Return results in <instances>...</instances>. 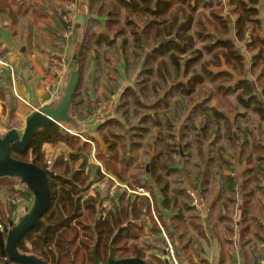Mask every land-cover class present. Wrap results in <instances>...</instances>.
<instances>
[{
    "label": "trees",
    "instance_id": "obj_1",
    "mask_svg": "<svg viewBox=\"0 0 264 264\" xmlns=\"http://www.w3.org/2000/svg\"><path fill=\"white\" fill-rule=\"evenodd\" d=\"M21 1L24 0H0V15L12 13V7ZM212 1L109 0V5H113L109 9L112 12L109 29L114 32L115 38L118 35L125 38V49L129 43L125 28H132L129 35L133 48L127 73L137 70L140 65L136 84L127 86L123 91L116 111L118 118L106 115L105 122L98 129L106 151L101 149L100 142L74 129L78 128V124L72 116H82L78 101L82 78L72 99L71 122L64 125L85 140L92 141L95 148L54 125L41 130L24 153L11 151L14 159L50 170V208L43 216L42 224L19 243L21 252L34 255L46 264H94L92 247L95 246L100 262L106 264L109 246L114 240L116 259L140 258L154 264L147 260V253H150L157 264H165L156 255L159 251V254H164L168 247L161 236V224L181 263L186 264L185 259L189 264H198L193 259L198 249L191 242L198 245V240L206 241L203 219L188 206L182 182L173 177L174 173L178 175L172 168L173 154L177 150L179 152L180 146L177 142L168 145L167 140L173 136L165 135L179 125L183 114L171 118L168 111L159 112L168 106V98L173 97L175 92L183 87L189 88L188 81H203V78L214 85L203 97L212 100L219 94L233 95L238 107L245 112L244 117L253 114L264 123V24L260 17V5L263 2L264 7V0H229L233 10L227 17L223 15L225 11L220 6L221 0ZM200 7L208 14H199ZM122 11H125V21H116L114 17L121 16ZM232 16L235 21L231 20ZM116 25L122 29L115 30ZM141 25L143 29L139 30ZM196 42L201 44L200 51L195 50ZM147 47H150L148 51ZM188 53H191V59L187 60L186 65H182L181 61L176 62ZM250 54L252 57L248 60ZM78 55L80 69L84 57L81 52ZM195 67L198 70L192 73ZM257 82H261L263 90L259 97L254 93ZM11 87L9 79L4 88L0 86V100L6 102L9 111L8 122L16 108ZM150 91L154 98H160L159 102H145L150 97ZM204 104L202 102L193 110L201 113V126L197 128L194 120L190 119V127L187 124L182 128H196L200 134L198 155L202 164H207L210 158L202 148L203 141L217 138L221 128L232 143L239 140H235L230 121L217 108L205 109ZM147 124L157 128L162 148L147 163L149 166L145 172H141L139 167L136 168L138 154L135 153L140 150L136 139L146 136L147 129L141 126ZM250 129H247L243 146H250ZM213 142L209 140L206 147L213 145ZM47 146L64 149L68 152V159H64L63 153L48 157ZM93 153L103 169L91 163ZM242 155L248 161L251 159L250 153ZM48 161H51L50 167ZM102 170L133 189H144L151 197L129 196L124 191L111 196L97 186L105 177ZM235 173L232 170L229 174L231 188L238 187ZM252 173L248 170L241 175L249 177ZM13 179L16 178L0 179V194L7 198L13 192L23 199L29 200L30 197L33 200L26 186L18 189L21 182L17 179L20 184L16 185ZM155 189L161 197L160 204ZM193 189L199 191L202 186ZM164 212H167L168 221L164 220ZM8 216H12V211L0 207L1 219L6 222ZM0 264H11L7 254L1 251Z\"/></svg>",
    "mask_w": 264,
    "mask_h": 264
},
{
    "label": "crops",
    "instance_id": "obj_2",
    "mask_svg": "<svg viewBox=\"0 0 264 264\" xmlns=\"http://www.w3.org/2000/svg\"><path fill=\"white\" fill-rule=\"evenodd\" d=\"M207 1L213 2L212 0ZM57 2L61 4L62 0ZM106 4H109V0H78V9L74 13L75 35L65 45L58 44L56 41L57 34L55 30L61 24L59 18L57 19L55 16L58 12L49 6V10H47L45 3H40L39 0L18 2L16 6L12 7V13L0 15V61H8L18 74L15 83L6 75L0 76V86L4 88L9 79L11 85L13 83L14 93L19 102V111L14 121L10 124H5L7 116L2 114L4 110H7V104L5 101L0 100V111L2 112V114L0 112L1 134L6 133L8 125H11L16 130L24 129L27 118L36 109L50 104L56 105L60 101L66 88V82L63 77L67 69L64 70L62 75L57 76L51 66L59 57H63V61L66 63L67 60H72L75 54L81 52L84 61L81 63V72L78 65L79 76L80 79L82 78V89L78 101L80 102L79 107H81L82 116H72V119L78 124V128L74 129L85 137H92L95 142H100L101 149L106 151V147L98 135V129L105 122L106 115L118 118L116 111L121 102V95L127 86H135L134 79L137 78L135 76H138L140 72L139 65L137 70L131 71V73H134L133 76L127 73L128 65L131 64L132 42L130 37H128L129 43L125 49L123 45L125 38L120 35L115 38L114 32H110L109 21L112 19V12H108ZM220 6L225 11L223 15L227 17L231 13L230 10L232 8L229 0H221ZM94 11H96V14L93 13ZM122 13H125V11H122ZM260 17L264 24L263 2L260 5ZM29 18L36 22L38 26L44 23H51L46 28L47 33L40 32V34L38 29L33 30L31 27H23L21 23H26V19ZM231 20L235 21V17L232 16ZM87 28L91 31L87 32ZM85 50L88 51V54L85 53ZM111 50L115 54L108 53ZM101 58L104 62H101ZM112 58H118L120 62ZM105 62L110 67L112 66V69L109 67L112 71L121 73L123 78L132 76L129 77L130 80L119 81L117 85L114 82V89H116L117 93L114 92L113 95H111L113 85L110 87L108 82L104 84L106 89L98 90L96 85L101 82V88H103L102 81H96L95 74L98 67L107 65ZM141 63L142 60L140 61ZM188 84V89L191 90H189L190 94L188 97H193L197 87L200 84H202L201 86L206 85L207 82L188 81ZM97 91H99V95H97ZM227 101L232 104V111L235 113L228 114L225 111L224 108H227V105H225ZM202 102L205 103V109L217 108L230 121L235 140L239 141L238 143H232L225 130L221 128L219 136L211 139L213 141L222 139L226 143L222 144L216 151V157H213V146H209L210 148L204 147L210 158L206 165L202 164L197 153L200 163L199 170L202 171V166L204 165V167L203 172L201 174L198 173L194 182L195 186L193 183L186 184L183 180H180L183 189L202 186L199 191L208 199L206 204L209 207V211L203 217L202 226L206 239L204 245L209 247V251L199 252L200 249H198L199 253L197 252L193 259L198 264L259 263L264 259V220L262 219L264 214V123L255 116L254 124L250 127L248 125L245 126L244 119L248 118L243 116L245 112L236 104L235 96H223L222 94L214 96L212 100L209 97L202 98V100L194 99L192 105L189 106L188 117L184 116V121H189L192 118L190 117L192 114L201 116L199 111L194 112L193 110ZM99 105L105 107L106 111L109 112L97 117L96 112ZM21 109L27 112L22 114L20 112ZM248 128H251L252 134L248 138L250 146L247 147L243 146V143L247 139L245 134H247ZM235 132L240 135L237 136ZM45 149L47 156L50 158L66 152L62 148L53 149L49 146ZM209 150L212 151L210 152ZM245 152L247 154L250 153L249 157L251 159L249 161L242 155ZM90 161L91 163L93 162L92 159ZM172 168H174V165ZM232 170L236 171L234 178L238 183V187L236 186L235 188L229 186V174ZM248 170L253 171L251 176L241 175L242 173L246 174ZM232 190H234L235 196ZM155 192L160 204L161 197L158 196L157 189H155ZM239 195H241L240 199L238 198ZM28 199L30 206L32 199L30 197ZM27 204H23V207H20L18 212L16 211L13 214V220L18 215L24 214L23 210L29 208ZM9 206V198H5L4 194H0V207L10 210L11 207ZM164 220L168 221L167 212H164ZM230 221L233 223L232 229L229 228ZM227 230L232 234L234 233L237 236L236 239L234 237L228 238ZM162 255L161 259H164L166 255Z\"/></svg>",
    "mask_w": 264,
    "mask_h": 264
},
{
    "label": "rangeland",
    "instance_id": "obj_3",
    "mask_svg": "<svg viewBox=\"0 0 264 264\" xmlns=\"http://www.w3.org/2000/svg\"><path fill=\"white\" fill-rule=\"evenodd\" d=\"M39 1H40V3H45V5L47 6V10H49L48 9V6H49L50 8H52V9H54V10H56L58 12L57 15H55V16L57 17V19L59 18L61 24L55 30V33L57 34L56 41L58 42V44L61 43L62 45H65L71 39V37H73V35H75L76 23H75V19H74V13L78 9V0H62L61 4L57 2L58 0H39ZM112 6L113 5L106 4L108 12L110 11L109 9ZM69 7H72V12L68 14L67 13V9H69ZM92 8H93V6H92ZM230 11H232V8H231ZM108 12H107V14H109ZM207 12H208L207 10L203 11V9L201 7L199 8V14L200 13L208 14ZM93 13L96 14V11H94ZM53 18H54V16H53ZM29 19H26V23H21V25L23 27H31L33 30L38 29L39 33L40 32L47 33L46 32V28L48 26H50L49 24H51V23H44V24H40L38 26V24L36 22H33L31 20V18H29ZM50 19H52V17H50ZM114 19L116 21L124 22L125 21L124 13L121 14V16H119V17H117V16L114 17ZM114 29L117 30V29H122V28H121V26L118 27L116 25ZM125 29H126V32L128 33L127 37H130L129 33L131 32L132 28H130V29L125 28ZM125 29L123 28V30H125ZM142 29H143V26L142 25L139 26V30H142ZM90 31H89V28H87V32H90ZM263 38H264V34H263ZM62 48H63V46H62ZM149 48L150 47H147L146 50L148 51ZM200 49H201V44L199 42H196V49L195 50L200 51ZM85 53L88 54V51L85 50ZM108 53L115 54V52L113 50L108 51ZM105 55L107 56V54H105ZM250 57H252L251 54L248 56V60L250 59ZM188 59H191V53H188L186 56L180 57V59H177L176 62L181 61L182 65H186L188 63L187 62ZM72 60H69V61L71 62ZM100 60H101V62H104L102 60V58ZM100 60H99V62H100ZM113 60H116V61L120 62V60H118V58L117 59H113ZM3 63H7V65L12 68V71H14V75H15V77L17 79L18 78L17 77L18 74H17V71H15V68L8 61L7 62H3ZM105 63L107 65L106 66L103 65V67H100V68L98 67L97 73L95 74L96 81H102L103 88H101V82L100 83L98 82L96 85H97L98 90L99 89H106L104 84H106V82H108V85L110 87H112V85H113L112 94H111V95H113L114 92L117 93V91H115L116 89H114V82H116L115 84L117 85V83L119 81H128V80H130L129 77H132L134 75V73L130 72V74L132 76H126V78H123L121 73H119L118 71H112L111 70L112 66L110 67L107 62H105ZM62 65H63V57H59V59L54 61V63L51 66V68H53V71L55 72V74L57 76L62 75L64 70L67 69V67L64 68L65 65L64 66H62ZM197 70H198V67L194 68L192 73L197 71ZM258 73H259V71H258ZM3 75H6V76H8L10 78L11 74L9 75L8 71H6L4 73L0 72V76H3ZM190 76H191V74H190ZM136 77L137 76H135V78ZM134 80H135V83H136L137 78L134 79ZM202 80L204 81L203 78H202ZM255 80H256V78H255ZM205 81L209 85L206 84V85L201 86L202 84H200L199 87H197L195 95L193 97H188V95L190 94L191 90L186 88V87H183L178 92H175V95H174L175 97L174 98H171V97L168 98V106H166L164 109L161 108V110L159 112L160 114H162L163 112L168 111L170 113V117L171 118L172 117L176 118L181 113L183 114L181 116V119L179 120V125L176 128H174V130L172 132L166 133L165 135L166 136L170 135V137L173 136L172 139H168L167 140L168 145H170V144H172L174 142H177V144L180 146L179 147V152L177 150L173 154V165H174L173 169L176 170L177 173H178V175L174 173L175 176H173V177L175 179L183 180L186 184H192L193 183V185H194V182L196 181L198 173L201 174V172H203L204 165L202 166V171H200L199 170L200 163H199V160H198V157H197V153H198V145H197V143L199 142V138L198 137H199L200 134H198V131L196 130V128H195V130L192 129V128L191 129L190 128H185V127L182 128V125H187L188 124L189 127H190L191 122L186 120V124H185L184 116L186 115V117H188V109H189V106L192 105V101L194 99L195 100L196 99L197 100H202V98H205L203 96L205 94H207L209 90L214 88V85L211 84L209 80L205 79ZM11 86H12L11 87L12 94L14 95L15 100H16V108L14 110V115L12 116V118L10 119L9 122H8L9 111L4 110L3 114L0 111L3 116L4 115L7 116V121L4 122L5 124H7V122H8V124L12 123L14 121L15 116L17 115V112L19 111V102H18V99L16 98V95L14 93L13 83H12ZM255 86H256V91L254 93H255L256 96L259 97L263 93L262 92L263 90H262L261 82H257L255 84ZM163 94L164 93L162 92V95ZM97 95H99V91H97ZM149 95H150V97L145 99V102L147 104L155 103L156 101L159 102L160 98H158V99L154 98L152 96L153 93L151 91H150ZM225 105H227V108H224V109H225V111L228 114L235 113V112L232 111L233 107H232L231 103H229V104L225 103ZM97 109H98V107H97ZM79 111L81 113V107H79ZM20 112L22 114H25V112H27V111L21 109ZM118 116L119 115L117 114V117ZM196 116H198V114H192L190 117H192L191 119L194 120L195 124L197 125V128H199L201 126L202 117L198 116L196 118ZM245 118H248V119H244L245 120V122H244L245 126L248 125L250 127L252 124H254L255 115L246 114ZM7 127H11V125H8ZM141 127L144 128V129L146 128L147 132L145 134L146 136L145 135H144L145 137L143 136L144 138H141V139L137 138L136 139V142L139 144V147H140V150L135 153V154H138V156H136V158H137L136 168L139 167L141 172L142 171L145 172L146 167L148 168V166H149V165H146V164L149 163L150 159L156 157L157 152L160 151L161 148H162V144L159 142V134H158L157 128H154V126L152 127V125H148V124H147V126L142 125ZM139 129H140V126H139ZM236 129H240V128H236ZM237 131H239V130H237ZM236 135L238 136L240 134L237 132ZM209 140H211V139H208V140L202 142V147L203 148L206 146V144L208 143ZM213 143L214 144L210 145V147L213 146V148H212V150L214 152L213 157H216V151L219 149V147H221L222 144H226V143H225V140L222 141V139H220L219 141H214ZM227 144H231V143H227ZM63 154L64 155L68 154V152H63ZM51 161H53V159H51ZM195 165H196V168H195ZM189 180H191V181H189ZM13 181L16 183V185L18 183L20 184V182L17 179H13ZM21 187L23 188L25 186H23L21 184L17 186L18 189L21 188ZM12 193L13 192H10L8 194L9 205H11L13 202H15L17 204L20 199L23 200V198H21L19 194H16V193L12 194ZM201 195H202V197L204 199V202L206 204V201L208 202L207 197L203 196L204 194H202V193H201ZM150 197L151 196L149 194V198ZM187 198H188L187 199V204L189 205L190 204V199H189L188 196H187ZM238 198L240 199L241 195H239ZM10 199H12V200H10ZM29 210H30V207L28 209H25L24 210V214L18 215L16 220L19 221ZM10 211H12V210H10ZM152 213H153L154 216L156 215V213H155L153 208H152ZM195 213H197V212H195ZM197 214L199 215V217L201 219H203L202 214H200V213H197ZM155 218H156V216H155ZM201 219H200V221H201ZM262 219L264 220V214H263ZM158 224H159V222H158ZM229 225H230L229 228L232 229L233 223H231V221L229 222ZM159 227H160L161 230H163L165 232V230H164V228L162 227L161 224H159ZM234 227H235V225H234ZM226 232H228L227 233L228 238L229 237H231V238L234 237V239H236L237 236L234 233L233 234L230 233L229 230H227ZM161 236H162V232H161ZM176 239H177V236L175 237V240ZM187 239L189 240V238H187ZM139 243H141V242H139ZM191 243H192L193 247H196L197 249H200V252H208L209 251V247H206V245H204L203 241L199 242V240H198L197 241L198 245H196V246H195L196 243L194 241H192ZM159 252H157L156 255H160V258H161L163 255L159 254ZM182 259H184V258H182ZM147 260L153 262L154 264H157V262L152 258L150 253H147ZM184 261H185L186 264H189V263L186 262L185 259H184ZM255 264H258V263H255Z\"/></svg>",
    "mask_w": 264,
    "mask_h": 264
},
{
    "label": "water",
    "instance_id": "obj_4",
    "mask_svg": "<svg viewBox=\"0 0 264 264\" xmlns=\"http://www.w3.org/2000/svg\"><path fill=\"white\" fill-rule=\"evenodd\" d=\"M66 73L63 77L66 88L60 101L54 105H46L36 109L26 120L24 129L6 128V133H0V179L16 178L33 195L30 210L18 221L9 218L6 222L0 221L3 231L0 230V250L6 253L11 262L17 264H46L34 255L21 253L19 243L37 226L43 222V216L51 204V191L48 181L49 169L40 168L33 163L14 159L11 151L24 153L30 146L33 138L48 126L69 124L71 122L72 99L79 85V55L73 60L66 61ZM114 240L110 243L107 264H148L140 258L116 259L114 254ZM166 255V252L164 253ZM94 264H101L96 247H92ZM170 264L167 256L163 259Z\"/></svg>",
    "mask_w": 264,
    "mask_h": 264
},
{
    "label": "built area",
    "instance_id": "obj_5",
    "mask_svg": "<svg viewBox=\"0 0 264 264\" xmlns=\"http://www.w3.org/2000/svg\"><path fill=\"white\" fill-rule=\"evenodd\" d=\"M71 12H72V7H69V9H67V13L69 14ZM64 65H65L64 68H66V64L63 61V65L62 66H64ZM6 71H8L9 75L11 74L10 78L13 81V83H15L16 77L14 75V71H12V68L9 67L7 65V63H3V62L0 61V72L4 73ZM108 112L109 111H106L105 107L99 105V108H98L96 114H97V116H100V115H102V114L104 115V114H106ZM59 126L61 127V129L65 133L73 135V136H76V137H79V138H81L82 140H84L85 142L89 143L90 145H92L94 147L92 142H90L88 140H85L80 134L72 131L66 125L61 124ZM64 159L65 160L68 159V154H65ZM92 160H93L94 163H96L97 165H99L102 168L101 163H99L97 161V159L94 156V153L92 154ZM47 165L50 167L51 161H48ZM102 171H103V174H104L105 177H104L103 181H101L99 184H97V186L103 191L104 190L108 191V193L111 196L116 194L117 192L124 191L129 196L136 195V196H147V197H149L148 192H146L144 189H142V188L133 189L132 187H130L126 183H123L120 180H118L115 176H112L111 174L104 172V170H102ZM185 191L187 193V196L190 199V204L188 206L193 211L202 214V217H205V215L209 211V207L207 206V204H205L204 199H203L200 191L195 190L193 188H186ZM21 201H22V199H20L18 202H21ZM162 236H163V238H165V240H166V242L168 244V247L165 250V252H166V256L168 257V259L170 261V264H183V263H181V258L175 253L174 248H173L172 244L170 243L166 232H164L163 230H162ZM258 264H264V259L261 260L260 263H258Z\"/></svg>",
    "mask_w": 264,
    "mask_h": 264
},
{
    "label": "flooded vegetation",
    "instance_id": "obj_6",
    "mask_svg": "<svg viewBox=\"0 0 264 264\" xmlns=\"http://www.w3.org/2000/svg\"><path fill=\"white\" fill-rule=\"evenodd\" d=\"M21 185H23V184H21ZM24 186V185H23ZM32 202H33V200H31L30 201V206H29V203L27 202V199L26 198H24L21 202H18L17 204L15 203V202H13L11 205H10V210H12V216H13V214H15L16 213V211L18 212V209L20 208V207H23V204H27V206L28 207H31V204H32ZM24 211V210H23ZM12 216L11 217H7L6 219L8 220L9 218H12ZM0 221H3L2 219H1V217H0ZM14 221L15 222H18L15 218H14ZM3 225L0 223V230L1 231H3ZM19 249V248H18ZM1 251V250H0ZM20 251V250H19ZM21 252V251H20ZM3 253V252H2ZM21 253H23V252H21ZM6 254V253H5ZM11 264H17V263H15V262H11ZM101 264H103V263H101ZM107 264V263H106Z\"/></svg>",
    "mask_w": 264,
    "mask_h": 264
}]
</instances>
